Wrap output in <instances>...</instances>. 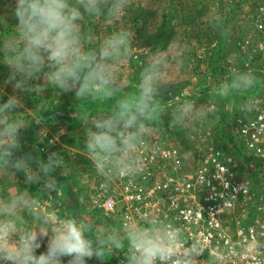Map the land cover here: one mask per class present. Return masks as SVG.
<instances>
[{
	"label": "clouds",
	"instance_id": "9594fccd",
	"mask_svg": "<svg viewBox=\"0 0 264 264\" xmlns=\"http://www.w3.org/2000/svg\"><path fill=\"white\" fill-rule=\"evenodd\" d=\"M130 4L131 0H15V33L0 40V53L10 70L8 82H14L15 93L44 96L45 82L62 93H74L78 101L74 118L86 126L87 153L104 187L142 172L136 154L149 146L147 136L154 126L163 123L165 81L173 64H185L181 53L177 57L149 49L137 81L128 85L130 90L118 86L115 66L132 54L134 34L121 29L97 44L93 31L83 25L86 18L112 23ZM213 28L221 29L222 21ZM257 83L254 73L233 66L214 99L221 102L243 94V111H251L248 101L252 97L246 94ZM110 102L111 111L92 118L88 126L85 105ZM23 108L17 94L0 102V170L21 172L25 185L54 191L55 173L63 162L58 152H50L46 160L31 153L16 154L26 127L14 114ZM208 115L207 108H197L194 100L185 99L172 110L169 124L183 127L192 116L204 120ZM45 238L46 251L37 254ZM253 247L264 249V242L249 244L248 250ZM205 250L199 238H186L182 225L159 217L146 215L142 225L125 222L121 229L93 235L80 216L61 220L44 209L29 188L0 198V264H63L64 257L69 258L67 264H87L94 257L104 264L111 251L123 252L124 264H199ZM232 255L231 250L220 251L213 264H227Z\"/></svg>",
	"mask_w": 264,
	"mask_h": 264
},
{
	"label": "rangeland",
	"instance_id": "374dc122",
	"mask_svg": "<svg viewBox=\"0 0 264 264\" xmlns=\"http://www.w3.org/2000/svg\"><path fill=\"white\" fill-rule=\"evenodd\" d=\"M255 4L256 0H131L130 7L118 20L108 23L100 18H86L83 27L93 31L97 44L121 29H128L134 34L131 43L132 54L115 66L118 86L124 91L130 90L129 83L137 81L147 59L144 53L149 49L167 51L161 55L179 57L181 53L185 64H173L170 70V76L164 84L167 90L161 97L166 109L162 117L163 123L154 126L152 132L182 149L194 152L209 144L234 142V116L239 113H251L243 111L246 103L243 94L221 102H216L214 97L219 85L228 80L229 73L223 66L225 54L230 50L233 39L245 29ZM14 6L15 0H0V40L15 33L17 21L13 14ZM221 21L222 28L214 29L213 24ZM254 74L258 83L246 94L252 97L248 101L250 107L264 94V76ZM9 75L10 70L0 53V102L6 101L9 95L17 94L24 104L21 112L14 114V118L22 120L26 127L20 134L21 148L45 160L50 152H58L64 157V172L70 164L76 169L85 167L86 171H89L91 166L85 155L86 126H82L74 118L78 104L74 93H62L46 82L48 89L44 96L15 93L14 82H8ZM39 83L43 84V80ZM185 99L194 100L197 108H207L209 115L204 120L192 116L183 127H173L169 124L171 112ZM111 108V102L87 103L85 111L89 116L88 126L91 125L92 118L110 112ZM48 137H56L58 146L55 149L50 148L45 154L40 147L47 143ZM77 173L76 177L79 179L81 174L79 171ZM75 187L78 189L76 183ZM25 188H29L38 198L35 184L25 185L23 173L0 170V198L14 197L17 191ZM77 189L76 206L73 209L70 207V201L65 203L62 199L65 211L69 214L66 213L70 216H80L87 222L90 234H108L117 230L116 224L108 218L97 217L93 221L89 218L88 202L82 198L81 190ZM41 204L44 209L60 215L53 207H46L45 202ZM112 254L110 252L108 257H112ZM108 257L106 260H109ZM68 259L64 257L63 264H66ZM90 263L101 264V261L94 257Z\"/></svg>",
	"mask_w": 264,
	"mask_h": 264
},
{
	"label": "built area",
	"instance_id": "2783aa9c",
	"mask_svg": "<svg viewBox=\"0 0 264 264\" xmlns=\"http://www.w3.org/2000/svg\"><path fill=\"white\" fill-rule=\"evenodd\" d=\"M223 66L227 73L236 66L264 76V0H256ZM233 125L234 142L194 152L151 132L149 146L136 154L142 172L107 187L86 153L91 167L77 168L81 177L75 183L88 202L89 218H108L121 229L125 222L142 225L146 215L159 217L182 225L188 240H201L206 250L199 264H213L227 250L233 253L227 264H264V249L248 250L249 244L264 242V94L251 113L235 115ZM57 146L56 137H48L40 150L47 154ZM111 252V262L124 264L123 252Z\"/></svg>",
	"mask_w": 264,
	"mask_h": 264
},
{
	"label": "crops",
	"instance_id": "0c3cea01",
	"mask_svg": "<svg viewBox=\"0 0 264 264\" xmlns=\"http://www.w3.org/2000/svg\"><path fill=\"white\" fill-rule=\"evenodd\" d=\"M25 153H27V152L21 148V150L17 151L16 154L18 156H22ZM34 166L36 167L35 164L33 165V167ZM65 169L66 170L64 172V170H62V165H61V168L56 170L55 177L58 181V184H57V187L54 191H45L44 189L40 188L39 185H35V191H36V193H38V194H36L38 197L37 199L40 202H45L46 207H48L49 209L51 207H53L55 209V211H58V214H60V215H57V213H53V211H52V213L61 219L72 217V216L68 215L69 213L67 211H65V205L62 203V199H63V201H65V203H68V201H70V203H69L70 207H71V209H73V207L76 206L75 197L77 195L76 194L77 188L75 187V182H76L75 179H77L76 176L78 175V173H77L78 171L71 164H70V167L68 169L67 168H65ZM72 199H74V201H72ZM63 206H64V209H63ZM43 208H45V207H43ZM88 220L91 221V219H89V218H88ZM46 245H47V238H45L42 241V246L40 249L37 250V254H39L40 252L46 251ZM108 256H110V255H108ZM108 258H111V257H108ZM111 261H112V259L106 260L105 262H107V263L104 262V264H110ZM111 263L112 264H118L115 262L114 263L111 262ZM66 264H67V262H66ZM87 264H91L90 260L87 261ZM97 264H99V263H97Z\"/></svg>",
	"mask_w": 264,
	"mask_h": 264
},
{
	"label": "trees",
	"instance_id": "16d2710c",
	"mask_svg": "<svg viewBox=\"0 0 264 264\" xmlns=\"http://www.w3.org/2000/svg\"><path fill=\"white\" fill-rule=\"evenodd\" d=\"M230 47H231V45H230ZM230 47H229V48H230ZM229 51H230V50H229ZM229 51H228V52H229ZM228 52H227V53H228ZM227 53H226V54H227ZM226 54H225V55H226ZM220 61H221V60H220ZM221 67H223V66H221Z\"/></svg>",
	"mask_w": 264,
	"mask_h": 264
}]
</instances>
